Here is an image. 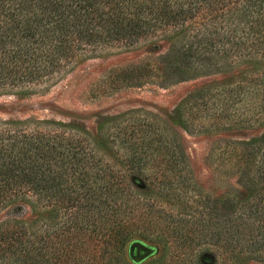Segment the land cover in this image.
<instances>
[{"label":"trees","instance_id":"1","mask_svg":"<svg viewBox=\"0 0 264 264\" xmlns=\"http://www.w3.org/2000/svg\"><path fill=\"white\" fill-rule=\"evenodd\" d=\"M153 38L171 41L167 55L184 73L264 64V0H0V89L26 92L88 53ZM140 73L123 79L141 85ZM200 113L179 107L185 131L264 122V66L203 90V122L194 121ZM228 148L239 201L189 197L185 150L149 112L107 119L96 135L63 121L0 122V264H136L135 248L154 250L160 238L176 250L154 264L264 261V133Z\"/></svg>","mask_w":264,"mask_h":264},{"label":"rangeland","instance_id":"2","mask_svg":"<svg viewBox=\"0 0 264 264\" xmlns=\"http://www.w3.org/2000/svg\"><path fill=\"white\" fill-rule=\"evenodd\" d=\"M171 45L170 40L153 38L134 46L107 47L82 56L62 76L26 92L18 88L0 89V122L63 121L96 135L99 124L107 119L130 111L149 112L166 122L185 150L193 178L189 197L206 195L219 201L242 200L246 193L239 184V165L227 149L237 142L261 136L264 122L254 125L246 122L228 131L205 132L203 127H197V131L187 132L181 125L178 109L186 104L194 112L203 113V90L235 84L245 73L254 72L264 64L241 65L231 71L223 69L219 74L184 73L176 70L173 56L167 55ZM169 61L172 64H168ZM134 69L141 71V79H138L141 85H128L130 81L123 79L125 73ZM134 79L136 77L128 80ZM201 113L195 115L194 121L203 122ZM143 186L152 197L174 201L168 194L171 189L160 190L147 183ZM171 203L177 205V202ZM167 206L176 212L181 208L180 205ZM45 212L47 218L48 212ZM26 213L30 214L28 208ZM7 216V209L0 211V223ZM157 240L159 244L154 250L135 248L136 264H154L159 257L167 258L176 250V241ZM201 248L199 252L203 253V246ZM123 263L120 259L119 264ZM245 264H264V261L256 259Z\"/></svg>","mask_w":264,"mask_h":264}]
</instances>
